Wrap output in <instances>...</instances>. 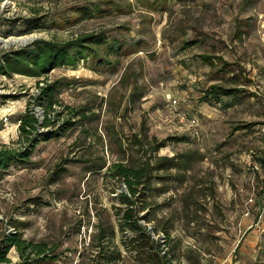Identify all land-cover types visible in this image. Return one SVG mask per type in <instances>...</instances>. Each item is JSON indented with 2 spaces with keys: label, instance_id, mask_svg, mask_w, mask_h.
Instances as JSON below:
<instances>
[{
  "label": "rangeland",
  "instance_id": "rangeland-1",
  "mask_svg": "<svg viewBox=\"0 0 264 264\" xmlns=\"http://www.w3.org/2000/svg\"><path fill=\"white\" fill-rule=\"evenodd\" d=\"M153 7V0H0V57L39 40L68 43L95 33L107 40L97 49L101 60L89 57L45 78L66 87L53 107L59 116L51 114V126L38 131L65 120L77 125L38 144L28 164L0 171V240L13 227L50 251L31 264H139L121 244L113 208L125 188L106 172L114 163L145 160L146 146L156 143L164 145L157 157L180 162L168 173L175 177L165 183L168 191L147 199L149 224L166 237L170 256L178 264H264V220L249 229L264 194V164L253 170L264 162V113L248 88L259 86V78L246 70L264 59L257 33L264 0H170ZM40 17L46 28L18 33L25 19ZM240 19L250 30L242 44L233 34L245 26ZM113 40L122 44L119 56L109 53ZM201 55L214 56L212 65ZM43 79L0 75V119H8L0 121V149L23 150L15 122ZM214 85L237 93L209 98ZM181 115L194 126L179 127ZM184 154L187 162L178 157ZM101 249L114 260H100ZM7 258L21 261L15 248Z\"/></svg>",
  "mask_w": 264,
  "mask_h": 264
},
{
  "label": "trees",
  "instance_id": "trees-1",
  "mask_svg": "<svg viewBox=\"0 0 264 264\" xmlns=\"http://www.w3.org/2000/svg\"><path fill=\"white\" fill-rule=\"evenodd\" d=\"M167 1L170 0H153V5L156 8H160ZM89 15L91 14L89 13ZM41 21L42 17L25 19L22 22L24 29H18V33L20 35H28L34 30L46 28L41 25ZM106 44L107 40L104 35L102 33H95L80 37L68 43H56L43 40L34 41L24 48L12 50L1 55L0 75L8 78L20 76L34 80L44 78L42 81L44 85L38 87L39 93L32 98L34 103L43 110V121L40 124L29 111L20 117L18 130L20 139L25 145L23 150L18 151L6 148L0 149L1 172L8 170L11 166L28 164L38 144L53 138H62L69 130L77 125V122L72 123L69 120H65L52 131H38L39 127L46 129L51 126V114L56 117L59 116V113L54 115L53 107L60 105L58 95L60 90L66 87V84L62 80L48 82L45 78L54 70L75 68L81 61L84 62L89 57L98 58L99 53L97 49ZM195 44V41H188L185 45L191 47ZM121 45L120 42L113 40L109 45V53L114 52L112 54L119 56L122 52ZM200 59L203 63L212 65V60L215 57L201 55ZM216 60L220 59L217 58ZM233 93V90L214 85L209 87L206 95L207 97L217 99L221 95L230 96ZM82 119L85 120L88 118L83 117ZM168 140L184 142L185 139L182 137H172ZM137 144L140 145V150L143 151V143L138 141ZM162 146H164L162 143L146 146L147 149L144 151V154H147L148 158L145 160L140 157L136 160L114 163L107 168L106 172L110 178L122 182L125 188L124 192L116 195L119 206L113 208L115 209V216H118V221H120L118 232L124 237L121 244L130 255L135 253L134 255L139 264H170V261L166 257L159 254L160 244L153 241L145 227L140 223V221H143L148 224L149 221L154 220L151 217L147 199L154 192L164 194L168 191L165 183L175 178L168 175V173L177 169L178 164H180L178 159L174 157H157L156 152ZM178 157L184 158L186 162L189 160V155L184 154ZM58 170L59 167H57L54 176H56ZM89 170L90 172L94 171V169ZM13 231L3 235L0 240V264H10L7 255L11 248H15L19 254L21 261L18 264H31L33 260L40 262L48 258L47 255L50 251L45 243L34 244L22 239V235L17 233L15 228H13ZM104 238V236H100L101 241ZM100 251V260L107 262L114 260L115 257L110 252H105L102 249Z\"/></svg>",
  "mask_w": 264,
  "mask_h": 264
},
{
  "label": "built area",
  "instance_id": "built-area-1",
  "mask_svg": "<svg viewBox=\"0 0 264 264\" xmlns=\"http://www.w3.org/2000/svg\"><path fill=\"white\" fill-rule=\"evenodd\" d=\"M6 2V1H5ZM3 78H5L3 76ZM42 84H40L39 86H41ZM14 93V92H12ZM37 94L39 93V90H37L36 92ZM31 108L29 109V112L31 115H33L39 122L42 120V118H39L41 117V114H42V110L39 106H37L35 103H34V100L32 99L31 101ZM35 105V106H34ZM7 117L4 116L0 119V121L2 123H6L7 122ZM177 123H178V126L179 127H185V126H189V127H192L194 126V124L196 123V121L194 119H191V120H188L184 115H181L179 116L178 120H177ZM20 124V121L18 122L17 125ZM262 131L264 133V119L262 121ZM38 130H43L42 128H38ZM260 165H254V167H256V169L259 167ZM124 188V186H123ZM125 191V189H124ZM249 203H252V200H249ZM250 215L249 211L247 210L244 214L245 217H248ZM264 220V194L262 196V203H261V206H260V211L258 213V217L256 218V222L252 223L250 226H249V229H253V228H256L259 226V224ZM140 223L145 227L147 233L151 236V238L153 239V241L155 242H158L160 244V250H159V254L163 257H166L169 261H170V264H178L177 261L173 258H171L170 254H169V248H168V245H167V240H166V237L162 234H156L154 233L153 231V228L152 226H150V224H146L144 223L143 221H140ZM10 232H14L12 228L9 229ZM135 253H132V255H134Z\"/></svg>",
  "mask_w": 264,
  "mask_h": 264
},
{
  "label": "crops",
  "instance_id": "crops-1",
  "mask_svg": "<svg viewBox=\"0 0 264 264\" xmlns=\"http://www.w3.org/2000/svg\"><path fill=\"white\" fill-rule=\"evenodd\" d=\"M258 17L260 18V20H259L260 28H259V30H257V33L259 34V38H261L262 40H264V13L259 14ZM239 23L244 24L245 26L243 28L235 27V30H234V33L233 34H234V38H235L236 42H238L239 44H242L244 40H248L250 38V30L247 28V19H245V20L244 19H240V21L238 22V24ZM236 33H238V34L236 35ZM233 48H234V45H233ZM252 61H254V60H252ZM255 63H256V66H254L253 68L250 66V64H247L246 65V70L247 71H251V73H250L251 75L254 74V76L256 78H259V84L260 85L259 86L258 85L257 86H254L253 85V86H249L248 88H249V90H251L255 94L254 97H258L260 99V101L262 103V107H261L262 108V112L264 113V59H261L259 61H256ZM251 68H252V70H251ZM256 70L259 71V75H260L259 77L255 73ZM249 78H252V77H249ZM218 86H220V85H218ZM230 90H233L234 91L233 94H236L237 93V91H235L236 89H230ZM232 95H230V96H232ZM221 96H223V95H221ZM18 122H19V120H16L15 123L18 124ZM250 124L253 125V126H255L258 123H250ZM256 164L257 165H260L257 169H256V167H254V165H256ZM263 164H264V162L253 163V170L254 171L255 170L256 171L258 170V172H259L260 171V167Z\"/></svg>",
  "mask_w": 264,
  "mask_h": 264
}]
</instances>
